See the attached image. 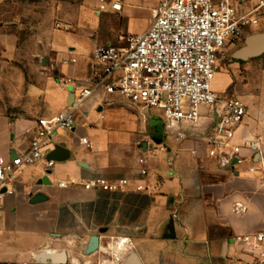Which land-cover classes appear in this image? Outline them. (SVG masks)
Returning <instances> with one entry per match:
<instances>
[{
    "label": "crops",
    "instance_id": "0c3cea01",
    "mask_svg": "<svg viewBox=\"0 0 264 264\" xmlns=\"http://www.w3.org/2000/svg\"><path fill=\"white\" fill-rule=\"evenodd\" d=\"M131 8L124 4L122 31L138 35L150 21L134 28L128 21ZM57 50L52 76L33 83L27 72L30 58L13 74L16 38L0 22V68L6 71L0 78L8 91L7 100L0 96L4 161L29 148L38 119L51 118L72 103L73 94L54 78L84 83L91 74L92 52L79 42L69 39ZM70 57L76 64H63ZM235 142L242 146L237 159L224 165L208 157L201 142L167 135L158 111L117 96H94L74 113L71 130L52 136L43 157L51 158L53 168L47 170L41 162L26 166L7 185L0 264H35L40 253L62 254V264H239L237 260L247 258L233 238L264 231V182L259 171L248 172L264 165V126L246 115ZM246 143L257 144L258 150ZM142 169L146 177L139 175ZM97 178L126 179L129 187L111 193L86 191L80 185ZM69 181L75 184L57 186ZM136 186L150 194L135 192ZM36 194L44 200L33 204ZM92 236L98 237L99 249L86 255Z\"/></svg>",
    "mask_w": 264,
    "mask_h": 264
},
{
    "label": "built area",
    "instance_id": "2783aa9c",
    "mask_svg": "<svg viewBox=\"0 0 264 264\" xmlns=\"http://www.w3.org/2000/svg\"><path fill=\"white\" fill-rule=\"evenodd\" d=\"M123 7V0H96L95 14L119 13ZM262 8L264 0H257L253 12ZM251 16L252 13L239 14L233 0H160L150 10V24L144 32L127 34L117 44L94 48L91 74L84 83L56 76L55 84L73 94V101L55 116L36 121L25 152L8 161L0 158V223L7 185L26 166L41 162L47 170L53 168L54 162L43 157L52 136L58 130H71L74 113L94 96H117L131 105L158 111L167 135L199 141L208 157L230 165L242 148L236 144L235 136L246 117V105L237 98L223 99L211 84L226 48L244 41V30L256 23ZM63 64L74 65L76 58L70 57ZM209 109L212 115H203V110ZM80 143L89 146L85 139ZM245 146L258 150L254 143ZM139 162L144 164L143 160ZM258 171L264 182L263 164L258 169H248L250 174ZM139 175L146 177V170H140ZM74 184L58 182L57 186ZM80 185L86 191L112 193L124 191L129 181L97 178ZM134 191L150 194L142 186H136ZM233 243L247 258L237 260L239 264H264V231L237 235Z\"/></svg>",
    "mask_w": 264,
    "mask_h": 264
},
{
    "label": "rangeland",
    "instance_id": "374dc122",
    "mask_svg": "<svg viewBox=\"0 0 264 264\" xmlns=\"http://www.w3.org/2000/svg\"><path fill=\"white\" fill-rule=\"evenodd\" d=\"M96 0H1L0 22L16 38L15 67L10 70L19 74L22 60L31 59L28 69L31 80L52 76L51 63L59 51L57 46L68 44L69 39L79 42L90 52L97 45L107 41L117 44L122 36L130 34L122 31L125 19L121 12L95 14ZM160 0H123L131 5L132 17L128 21L136 29H141L150 21V8ZM257 0H233L239 14L252 13L256 23L246 28L243 38L255 33H264V8L253 12ZM121 29L118 30V27ZM133 35V34H131ZM107 40V41H106ZM105 41L104 43H101ZM243 45L226 48L223 60L212 82V89L223 99L237 98L246 105V115L264 126V54L238 62L231 58L232 53ZM1 67V66H0ZM5 70L0 68V74ZM27 73V74H28ZM7 84L0 78V96L7 97ZM2 97H0L1 99ZM210 117L212 110H203Z\"/></svg>",
    "mask_w": 264,
    "mask_h": 264
},
{
    "label": "water",
    "instance_id": "95a60500",
    "mask_svg": "<svg viewBox=\"0 0 264 264\" xmlns=\"http://www.w3.org/2000/svg\"><path fill=\"white\" fill-rule=\"evenodd\" d=\"M262 54H264V33H255L244 39L243 45L232 53L231 58L238 62H245L257 58ZM47 160H51V158H47ZM43 200L44 198L41 194H36L31 200V203L35 204L42 202ZM98 244V237L92 236L85 250L86 255L92 254L98 250ZM46 260L54 264H62L64 257L62 254L46 255L40 253L35 257V264H44Z\"/></svg>",
    "mask_w": 264,
    "mask_h": 264
},
{
    "label": "flooded vegetation",
    "instance_id": "af4514ba",
    "mask_svg": "<svg viewBox=\"0 0 264 264\" xmlns=\"http://www.w3.org/2000/svg\"><path fill=\"white\" fill-rule=\"evenodd\" d=\"M87 248V247H86ZM98 249H99V244H98ZM120 249V248H119ZM86 250V249H85ZM98 250H96L94 253H96ZM94 253H92V254H94ZM86 254V253H85ZM47 255H49V254H47ZM89 255H91V254H89ZM115 260H118L116 257H115ZM46 261H48V260H46Z\"/></svg>",
    "mask_w": 264,
    "mask_h": 264
}]
</instances>
